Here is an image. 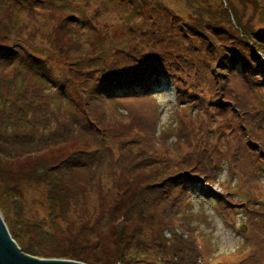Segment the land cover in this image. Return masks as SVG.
<instances>
[{
    "label": "rangeland",
    "instance_id": "1",
    "mask_svg": "<svg viewBox=\"0 0 264 264\" xmlns=\"http://www.w3.org/2000/svg\"><path fill=\"white\" fill-rule=\"evenodd\" d=\"M260 36L264 0H0V212L18 245L41 259L189 264L182 256L195 237L203 249L196 264H264L252 258L261 234L264 240V150L258 171L249 169L259 190L226 160L220 181L208 182V168L206 175L195 168L188 134L211 146L216 139L199 121L177 125L192 110L178 105L170 78L155 88V137L147 93L100 90L118 77L142 83L155 65L195 74L208 98L235 100L229 55L243 54ZM200 60L209 61L211 82L192 67ZM99 155L103 165H75ZM134 159L149 168L131 171ZM186 174L202 181L187 184L190 201L165 198L163 183L174 179L181 193ZM135 204L134 215H125Z\"/></svg>",
    "mask_w": 264,
    "mask_h": 264
},
{
    "label": "trees",
    "instance_id": "2",
    "mask_svg": "<svg viewBox=\"0 0 264 264\" xmlns=\"http://www.w3.org/2000/svg\"><path fill=\"white\" fill-rule=\"evenodd\" d=\"M198 35H201L200 32L196 36ZM248 47L249 49L245 50L243 54L232 51L231 55H229L232 57L230 58V67L226 69V71L230 72V79L233 75L235 76L236 84L240 89V92H238L236 87L237 93L235 95V100H226L222 97V95L219 97V101H216L213 97L208 98L201 87L200 81L195 78V74L190 73L187 75L186 70H183L180 72L183 74L178 75L176 72L179 71L170 70V68L162 69L160 66L151 64V74L144 82L134 84V78L132 76L123 77L121 79L118 77L116 81L102 85L100 90L102 91V94H114L112 96H115L116 91L119 92L121 96L132 95L133 90L135 92H140L138 91L139 89L142 90V93H147L151 102V132L155 137L161 117L160 110V114L158 113L159 106L157 98L154 97L155 88L160 85V79L170 78L176 84L178 92V105L185 111L192 110L189 114L186 113L184 116H178L181 120L177 125L182 126L187 122L192 123L193 121H199L201 122L200 131H203L207 138H213L214 141L216 139V142L211 146L209 140L204 136H201L198 140L193 138V135H198L197 132L192 134V132H195L192 131L188 134L189 141L191 139V142H193V139L196 141V149H192L197 157L196 160L198 163V166L195 168L201 169L203 175H206L203 172L204 168H208V182L209 180L212 182L220 181V174L226 160L227 166L233 167L236 172L239 173V171L243 170L242 175L244 174L245 179L253 188L259 190L258 185L255 183V174L253 172H249V169L258 171L256 168H253V166L255 165L258 167L259 163L262 161L264 150V147H262L264 144V61L260 56V54L264 55V37L260 36L258 40L253 39ZM8 56L12 57V54ZM5 59L9 60L8 57ZM226 59H228V57H226ZM200 61L201 63L197 62L192 65V67L197 65L199 69L201 68L204 70V67H206V64L209 61L207 60L204 63L202 60ZM236 65H240V67H237ZM204 72L206 73V80L211 82V70H204ZM198 76L199 78H204V75L200 72V70H198ZM38 77L47 78L41 73ZM253 93L257 94L258 98L252 97L251 94ZM237 99H239V101H237ZM237 103H239V107H236ZM1 106L6 108L7 103L4 101ZM32 107V103L27 105L25 112L31 111ZM178 110L179 108H177L176 113H178ZM229 113H232L231 117H228ZM215 115H217V118ZM217 122L222 123L219 124L220 126H217ZM177 125L174 128L175 131L177 129ZM25 130L29 134V129ZM206 133H209V135ZM57 136L59 135H56L55 137ZM15 137L19 136L16 135ZM20 139L22 138L19 137V140ZM47 139H51V137H47ZM28 140L29 141H27V143L32 141L31 139ZM182 142H185V140H182ZM110 150L113 152L116 151V149L113 148H110ZM221 153H223V155L218 158L217 156L221 155ZM82 160V165L78 162L75 165L80 168H86L89 165L95 166V163H98V166H100L107 161V159L103 160L100 155L94 159L84 158ZM137 160L138 159L133 160L134 165L130 168L131 171H142L149 168V165L147 166L146 164L144 166L135 164ZM118 163L122 169L123 163L120 160ZM200 177L201 176L193 174L184 175L182 178L183 181L179 183L182 188L181 193L180 191L178 193L174 192L173 186L174 183L177 182H172L174 179L170 182L169 180H166L160 189L167 190V193L164 195L165 198L173 195L179 198L180 195V198L182 197L183 201L187 200V202H189L191 195L189 189L187 188V184L189 187L194 186L197 188L199 183L202 182H199ZM230 177L231 181L235 178L232 174ZM167 186H170L171 188ZM240 189H243V186L240 187ZM248 192L250 198L257 200L258 197L255 192L252 190H248ZM135 208H137V204L133 207L130 206V209L127 210L125 215L128 214L129 216H133ZM144 212L146 211L144 210ZM262 219L263 218H260L258 220ZM174 222L175 221H171V223L175 226ZM8 228L14 240L18 243L19 237L14 234L9 226ZM186 230H189V232L192 233L190 229ZM262 237L263 234L258 237L260 242L257 241L255 244L252 258L257 256L264 262V240ZM187 243L189 245V252L187 255L184 254L182 259L184 262L189 264H196V261L199 260V256L203 259V249L201 248V244L195 237H192ZM20 247H22V250L29 255H37L34 253L37 252L34 249L24 247L22 245H20ZM196 247L200 253L197 251ZM193 248H195L198 256H195V252H192V250H194ZM179 250L183 253L181 248H179ZM205 262H209V259L205 260Z\"/></svg>",
    "mask_w": 264,
    "mask_h": 264
},
{
    "label": "water",
    "instance_id": "3",
    "mask_svg": "<svg viewBox=\"0 0 264 264\" xmlns=\"http://www.w3.org/2000/svg\"><path fill=\"white\" fill-rule=\"evenodd\" d=\"M0 264H86L79 261L41 259L25 253L12 237L0 212Z\"/></svg>",
    "mask_w": 264,
    "mask_h": 264
},
{
    "label": "bare ground",
    "instance_id": "4",
    "mask_svg": "<svg viewBox=\"0 0 264 264\" xmlns=\"http://www.w3.org/2000/svg\"><path fill=\"white\" fill-rule=\"evenodd\" d=\"M68 261H72V260H68Z\"/></svg>",
    "mask_w": 264,
    "mask_h": 264
}]
</instances>
